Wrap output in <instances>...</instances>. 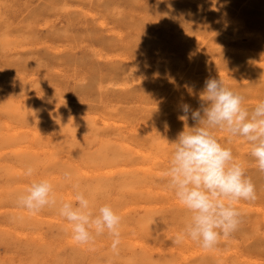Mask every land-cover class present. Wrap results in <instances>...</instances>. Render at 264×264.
<instances>
[{"label":"rangeland","instance_id":"rangeland-1","mask_svg":"<svg viewBox=\"0 0 264 264\" xmlns=\"http://www.w3.org/2000/svg\"><path fill=\"white\" fill-rule=\"evenodd\" d=\"M240 24L241 29L237 27ZM6 44L10 46L7 47ZM1 46L7 49L1 50L4 49ZM0 48V57H4L0 58V85H4L0 88V206H3L0 207V264H32L28 261L31 258L35 260V264H39L43 257L51 261L43 259L41 264H166L167 260H171V264L180 261L198 264H264V173L257 170L255 160L250 155V145L243 138H234L231 144H227V134L217 132L220 142L232 149L235 158L243 164L247 175L251 177L256 188V199L238 203L237 207L243 214L239 229L229 238L221 239L214 249H203L187 239L179 245L174 242L186 214L162 178L171 151L169 142L174 141L184 127L183 122L178 119V116L183 114L179 105L188 103L193 109L198 108L199 92L203 89L206 79H223L232 90L244 95L243 107L249 111L257 102L264 100V0H0ZM98 50L101 53H98ZM125 57H128L127 61ZM31 60L35 61L33 63L36 66ZM39 60L40 63L37 62ZM48 83L53 85L49 86ZM103 90L110 93L104 91V96ZM45 96L53 97L54 101ZM118 97L122 98L121 101ZM105 98L109 101H105ZM118 102L121 103L118 105ZM110 103L114 106H110ZM44 108L49 112L46 113ZM62 110L66 112L63 113ZM60 113L64 115L61 117ZM125 113L127 116L132 115L131 118L134 119H127ZM103 114L108 118L102 116ZM89 116L97 117L93 119ZM122 116H125L124 119ZM103 121L111 129L106 128ZM188 123L192 126L194 122L189 119ZM8 124H11V129L14 126L13 130L19 129L15 126L20 125L26 132L19 133L18 137L13 135L15 138L12 139L7 130ZM39 126L43 128V132ZM54 126L55 134L52 132ZM27 129L36 133V138ZM44 130L50 133L47 134ZM118 131H121L119 135ZM39 135H47V138H40ZM28 140L34 142L36 147ZM40 144L44 146L40 147ZM50 144L54 146L53 149ZM26 145L28 148L31 146L29 152L24 148ZM118 146L121 150L124 148L123 151L118 149ZM43 149L46 150L43 152ZM126 149L130 150L131 154ZM20 165L24 168L20 169ZM29 165L38 169L35 171L38 172L35 177L30 178L48 179L54 190L57 189L55 192H58V199L61 195L64 201L74 202L73 185H79L87 190L93 203L95 200L96 207L104 203L111 204L114 211L122 217L118 254L112 252V240L107 234H104L106 239L103 235L99 236V239L96 237L91 245L75 244L70 226L65 225L67 221L59 215L57 207H45L42 209L44 212L36 213V218L35 214L29 213L23 207L20 211L17 198L26 189L25 184L28 186L31 182L29 177L26 178V170L24 171ZM78 168L82 169L83 174L79 173ZM107 170L110 173L107 174ZM65 172L71 174L70 179H65ZM12 181L15 182L10 183ZM8 189L11 190L7 191ZM10 207L12 210L16 208L14 212ZM21 212H24L26 217L23 222L18 221ZM154 217L159 220H155L157 223L152 225L153 228L155 225L153 229L150 221ZM50 219L55 221L50 222ZM59 220L64 224H59ZM56 221H59L57 226L54 223ZM3 223L7 224V229L3 228ZM156 227L164 230L163 233ZM34 228H38L39 233H35L37 231ZM17 232H20L23 238L15 236ZM50 235L53 238H50ZM56 237H59V240ZM68 238L70 241L67 242ZM136 241L139 242L138 246L135 245ZM143 243L148 248L144 247ZM49 245L53 247L50 248ZM158 247L164 250H159ZM28 249L36 250V254L33 256L29 252L27 258ZM147 249L149 250L146 251ZM198 250L203 252L196 256ZM150 251L151 253L147 254ZM158 251L159 256L154 253L158 254ZM11 253L13 257H10ZM164 255H168V258ZM17 256L19 258L15 259ZM38 257L41 259L38 260ZM102 259L104 263L101 262Z\"/></svg>","mask_w":264,"mask_h":264},{"label":"clouds","instance_id":"clouds-1","mask_svg":"<svg viewBox=\"0 0 264 264\" xmlns=\"http://www.w3.org/2000/svg\"><path fill=\"white\" fill-rule=\"evenodd\" d=\"M244 95L234 91L221 78H208L199 92V107L179 105L183 130L169 142L162 178L167 189L182 206L186 216L175 237L177 245L186 239L203 249L216 247L229 238L242 223L240 201H254L256 188L230 147L222 144L217 132L227 134L226 143L243 138L250 145L256 168L264 173V100L249 111L243 107ZM189 119L194 123L189 126ZM35 168L26 167L33 177ZM70 179L69 172L64 173ZM72 201L58 199L53 184L46 178L32 179L17 198L18 205L36 214L45 207H57L70 226L72 239L89 245L96 237L107 234L111 250L118 254L121 243L122 217L109 204L96 207L86 189L73 185ZM155 223L153 218L151 225Z\"/></svg>","mask_w":264,"mask_h":264},{"label":"bare ground","instance_id":"bare-ground-1","mask_svg":"<svg viewBox=\"0 0 264 264\" xmlns=\"http://www.w3.org/2000/svg\"><path fill=\"white\" fill-rule=\"evenodd\" d=\"M70 11H71V10H70ZM70 11H69V12H70ZM143 16H144V15H143ZM87 18H88V17H87ZM26 20H27V19H26ZM236 20H237V19H236ZM68 21H69V20H68ZM73 24H74V23H73ZM237 24H238V23H237ZM101 25H102V24H101ZM235 25H236V24H235ZM235 25H234V26H235ZM122 26H123V25H122ZM241 26H242V25L240 24V25L237 26V27L240 28ZM70 27H73V26H70ZM42 28H43V27H42ZM241 28H242V27H241ZM241 28H240V29H241ZM129 31H130V30H129ZM131 32H132V31H131ZM129 33H130V32H129ZM67 34H68V33H67ZM70 34H71V33H70ZM117 34H118V33H117ZM117 34H116V35H117ZM119 34H121V33H119ZM14 35H15V34H14ZM64 36H65V35H64ZM127 36H128V35H127ZM123 37H124V36H123ZM132 37H133V36H132ZM234 37H236V36H234ZM21 38H23V37H21ZM39 38H40V41H41V37H40V36H39ZM127 38H128V37H127ZM2 39H3V38H2ZM12 39H13V38H12ZM94 39H95V38H94ZM124 39H125V38H124ZM15 40H16V37H15ZM20 40H21V39H20ZM24 40H25V39H24ZM24 40H23V42H24ZM86 40H87V39H86ZM114 40H115V39H114ZM139 40H140V38H139ZM81 41H82V40H81ZM127 41H128V40H127ZM137 41H138V40H137ZM2 42H3V41H2ZM14 42H16V41H14ZM88 42H89V41H88ZM125 42H126V41H125ZM16 43H17V42H16ZM16 43H14V45H15ZM91 43H92V42H91ZM114 43H115V42H114ZM20 44H21V43H20ZM20 44H19V45H20ZM27 44H28V43H27ZM29 44H30V43H29ZM67 44H69V43H67ZM2 45H3V44H2ZM7 45L10 46L9 44H6V46H7ZM92 45H93V44H92ZM129 45H130V44H129ZM8 46H7V47H8ZM27 46H28V45H27ZM46 46H47V45H46ZM49 46H50V45H49ZM58 46H59V45H58ZM111 46H112V45L110 44V47H111ZM113 46H114V45H113ZM1 47L4 48L3 46H1ZM7 47H5V48L7 49ZM31 47H32V46H31ZM31 47H30V48H31ZM41 47H42V46H41ZM47 47H48V46H47ZM80 47H81V46H80ZM110 47H109V48H110ZM121 47H123V46H121ZM5 48H4V49H1V48H0V49L4 51ZM32 48H33V47H32ZM112 48H113V47H112ZM125 48H126V47H125ZM20 49H22V48H20ZM54 49H55V48H54ZM132 49H133V48H132ZM224 49H225V48H224ZM224 49H223V50H224ZM13 50H15V49H13ZM30 50H31V49H30ZM49 50H50V49H49ZM62 50H63V48H62ZM122 50H123V49H122ZM125 50H126V49H125ZM125 50H124V51H125ZM51 51H52V50H51ZM53 51H55V50H53ZM98 51H99V50H98ZM32 52H33V51H32ZM111 52H112V51H111ZM127 52H129V51H126V53H127ZM18 53H19V52H18ZM67 53H68V52H67ZM95 53H96V51H95ZM98 53H101V52L99 51ZM118 53H119V52H118ZM132 53H133V52H132ZM4 54H5V53H4ZM121 54H123V51H121ZM14 55H16V54L14 53ZM23 55H24V54H23ZM67 55H68V54H67ZM89 55H90V54H89ZM123 55H124V54H123ZM126 55H127V54H126ZM16 56H17V55H16ZM20 56H21V55H20ZM98 56H99V55H98ZM115 56H116V55H115ZM2 57H3V56H1L0 58H2ZM8 57H9V56H8ZM8 57H7V58H8ZM11 57H12V56H11ZM11 57H10V58H11ZM69 57H70V56H69ZM90 57H91V56H90ZM99 57H101V56H99ZM111 57H113V56H111ZM116 57H117V56H116ZM116 57H115V58H116ZM131 57H132V54H131ZM3 58H4V57H3ZM101 58H102V57H101ZM125 58H126L125 61H127V58H128V57H125ZM125 58H123V59H125ZM135 58H136V57H135ZM18 59H19V58H18ZM22 59H23V56H22ZM25 59H26V58H24V60H25ZM44 59H45V58H44ZM68 59H69V58H68ZM83 59H84V58H83ZM90 59H91V58H90ZM120 59H121V58H120ZM260 59H261V58H260ZM24 60L22 61V63L24 62ZM26 60H27V59H26ZM87 60H88V59H87ZM111 60H112V59H111ZM135 60H136V59H135ZM168 60H169V59H168ZM31 61H32V60H31ZM42 61H43V60H42ZM64 61H65V60H64ZM169 61H170V60H169ZM25 62H26V61H25ZM33 62H35V61H32V63H33ZM37 62L40 63V60L37 61ZM108 62H109V61H108ZM115 62H116V61H115ZM123 62H124V60H123ZM166 62H167V61H166ZM43 63H44V62H43ZM50 63H51V62H50ZM86 63H89V62H86ZM86 63H85V65H86ZM125 63H126V62H125ZM128 63H129V61H128ZM134 63H135V62H134ZM182 63H183V62H182ZM33 64H34V63H33ZM27 65H28V61H27ZM29 65H31V63H30ZM34 65H35V64H34ZM34 65H33V66H34ZM63 65H65V64H63ZM35 66H36V65H35ZM71 66H73V65H71ZM75 66H77V65H75ZM134 66H135V65H134ZM177 66H178V65H177ZM2 67H3V66H2ZM14 67H15V66H14ZM24 67H25V66H24ZM82 67H83V65H82ZM82 67H81V68H82ZM129 67H130V66H129ZM131 67H132V66H131ZM131 67H130V68H131ZM20 68H21V67H20ZM127 68H128V67H127ZM178 68H179V67H178ZM6 69H7V68H6ZM39 69H40V68H39ZM66 69H67V68H66ZM68 69H69V68H68ZM133 70H134V69H133ZM173 70H174V69H173ZM176 70H177V68H176ZM40 71H43V72H44L45 70H40ZM92 71H93V69H92ZM92 71H91V72H92ZM101 71H102V70H101ZM129 71H130V69H129ZM129 71H128V72H129ZM131 71H132V70H131ZM131 71H130V72H131ZM31 72H32V71H31ZM107 72H108V71H107ZM138 72H139V71H138ZM15 73H16V72H15ZM28 73H30V72H28ZM33 73H34V72H33ZM36 73H37V72H36ZM77 73H78V72H77ZM79 73H80V72H79ZM174 73H175V72H174ZM45 74H47V73H45ZM50 74H51V73H50ZM94 74H95V73H94ZM97 74H98V73H97ZM103 74H104V73H103ZM168 74H169V72H168ZM14 75H15V74H14ZM30 75H32V74H30ZM40 75H41V74H40ZM47 75H48V74H47ZM111 75H112V74H111ZM127 75H128V74H127ZM132 75L134 76V74H132ZM166 75H167V74H166ZM175 75H176V74H175ZM2 76H3V75H2ZM33 76H34V75H33ZM42 76H43V75H42ZM79 76H80V75H79ZM115 76H116V75H115ZM122 76L126 77L125 74H124V75L122 74ZM122 76H121V77H122ZM181 76H182V75H181ZM12 77H13V76H12ZM48 77H49V76H48ZM99 77H100V76H99ZM102 77H103V76H102ZM129 77H130V76H129ZM2 78L4 79V77H2ZM5 78H6V77H5ZM14 78H15V77H13L12 79L14 80ZM33 78H35V76H34ZM43 78H44V77H43ZM45 78H47V77H45ZM110 78H111V77H110ZM117 78H118V77H117ZM130 78H132V77H130ZM40 79H41V77H40ZM63 79H64V78H63ZM121 79H122V78H121ZM121 79H120V80H121ZM177 79H178V78H177ZM19 80H20V79H19ZM29 80H30V78L28 79V81H29ZM31 80H32V79H31ZM35 80H36V79H35ZM35 80H34V83H35ZM42 80H43V79H42ZM61 80H62V78H61ZM108 80H109V79H108ZM111 80H112V79H111ZM113 80H115V79H113ZM113 80H112V81H113ZM123 80H124V79H123ZM123 80H122V82H123ZM128 80H129V79H128ZM132 80H133V79H132ZM135 80L137 81L136 78H135ZM14 81H15V80H14ZM40 81H41V80H40ZM43 81H44V80H43ZM45 81H46V79H45ZM45 81H44V82H45ZM47 81H48V80H47ZM62 81H63V80H62ZM64 81H65V80H64ZM72 81H73V80H72ZM98 81H99V80H98ZM112 81H111V82H112ZM117 81H119V80H117ZM175 81H176V80H175ZM107 82H108V81H107ZM111 82H110V83H111ZM7 83H8V82H6V84H7ZM21 83H25V82H24V81H23V82L21 81ZM32 83H33V82H32ZM115 83H116V82H115ZM117 83H118V82H117ZM119 83H121V82H119ZM8 84H9V83H8ZM8 84H7V85H8ZM48 84H49V83H48ZM50 84L53 85L52 83H50ZM50 84H49V86H50ZM74 84H75V83H74ZM131 84H132V83H131ZM236 84H237V83H236ZM2 85H3V84H2ZM2 85H0V88H1ZM7 85H6V86H7ZM28 85H29V84H28ZM31 85H32V84H31ZM31 85H30V86H31ZM42 85H43V84H42ZM122 85H123V84H122ZM3 86H4V85H3ZM3 86H2V87H3ZM8 86H9V85H8ZM20 86H21V85H20ZM22 86H23V85H22ZM66 86H67V85H66ZM95 86H97V85H95ZM108 86H109V85H108ZM120 86H121V85H120ZM128 86H129V85H128ZM35 87H36V86H35ZM62 87L65 89V87H64L63 85H62ZM67 87H68V86H67ZM99 87H100V86H98V88H99ZM122 87H123V86H122ZM122 87H120V88H122ZM125 87H127V86H125ZM7 88H8V87H7ZM24 88H25V86H24ZM32 88H33V87H32ZM47 88H48V87H47ZM102 88H104V87H102ZM107 88H108V87H107ZM118 88H119V87H118ZM53 89H54V87H53ZM58 89H59V88H58ZM58 89H57V90H58ZM60 89H61V88H60ZM69 89H70V88H69ZM99 89H100V88H99ZM111 89H112V88H111ZM122 89H123V88H122ZM24 90H25V89H24ZM36 90H37V89H36ZM39 90H40V89H39ZM54 90H55V89H54ZM66 90H67V89H66ZM106 90H107V89H106ZM106 90H103V92L106 91ZM27 91H28V90H27ZM59 91H60V90H59ZM108 91H109V90H108ZM8 92H9V91H8ZM25 92H26V91H25ZM61 92H63V91H61ZM64 92H65V91H64ZM64 92H63V93H64ZM98 92H99V91H98ZM106 92H107V91H106ZM21 93H22V92H21ZM26 93H28V92H26ZM31 93H32V92H31ZM33 93H34V92H33ZM33 93H32V94H33ZM42 93H43V92H42ZM78 93H80V92H78ZM100 93H101V91H100ZM107 93H108V92H107ZM109 93H110V92H109ZM109 93H108V94H109ZM123 93H124V92H123ZM126 93H128V92H126ZM6 94H8V93H6ZM11 94H12V93H11ZM23 94H24V93H23ZM52 94H53V93H52ZM85 94H86V93H85ZM104 94H105V92H104ZM108 94H107V95H108ZM8 95H9V94H8ZM28 95H29V94H28ZM34 95L36 96V94H34ZM45 95H48V94H45ZM65 95H67V93H65ZM83 95H84V94H83ZM83 95H82V96H83ZM87 95H88V94H87ZM118 95H120V94H118ZM122 95L124 96V94H122ZM126 95H127V94H126ZM11 96H12V95H11ZM14 96H15V95H14ZM17 96H18V95H17ZM17 96H16V97H17ZM19 96H20V95H19ZM26 96H27V95H26ZM84 96H85V95H84ZM104 96H106V94H105ZM108 96H109V97H112V95H111V96L108 95ZM108 96H107V97H108ZM113 96H114V95H113ZM20 97H21V96H20ZM37 97H38V96H37ZM43 97H44V96H43ZM45 97H46V98H49L50 96H49V97H48V96H45ZM102 97H103V94H102ZM109 97H108V98H109ZM120 97H121V96H120ZM38 98H39V97H38ZM52 98H53V97H51V98H49V99H52ZM61 98H62V97H61ZM100 98H101V97H100ZM114 98H116V97H114ZM118 98H119V97H118ZM41 99H42V97H41ZM55 99H56V98H55ZM58 99H59V98H58ZM97 99H98V98H97ZM102 99H103V98H102ZM102 99H100V100H102ZM119 99H120V101H121L122 98H119ZM23 100H24V97H23L22 101H23ZM52 100H53V99H52ZM52 100H50V101H52ZM83 100H85V99H83ZM106 100H107V99L105 98V101H106ZM110 100H111V99H110ZM125 100H126V99H125ZM53 101H54V100H53ZM56 101H57V100H56ZM98 101H99V100H98ZM107 101H109V100H107ZM123 101H124V99H123ZM20 102H21V101H20ZM38 102H39V100H38ZM93 102H94V101H93ZM96 102H97V101H96ZM103 102H104V101H103ZM114 102H115V101H114ZM8 103H9V102H8ZM18 103H19V101H18ZM43 103H44V102H42L41 105H43ZM52 103H53V102H52ZM58 103H59V102H58ZM97 103H98V102H97ZM112 103H113V102H112ZM120 103H121V102H118L117 104L119 105ZM3 104H4V103H3ZM21 104H22V103H21ZM28 104H29V103H28ZM47 104H48V103H47ZM55 104H57V103H55ZM113 104H114V103H113ZM113 104H112V105H113ZM11 105H12V104H11ZM49 105H50V104H49ZM49 105H48V108H49ZM99 105H100V104H99ZM102 105H104V104H102ZM102 105H101V107H102ZM112 105H111V103H110V106H112ZM115 105H116V104H115ZM21 106H22V105H21ZM24 106H25V105H24ZM52 106H55V105L52 104ZM58 106H59V107H62V106H60V105H58ZM58 106H57V109L59 108ZM113 106H114V105H113ZM15 107H16V106H15ZM15 107H14V108H15ZM18 107H19V106H18ZM38 107H39V106H38ZM105 107H106L105 109H107V106H105ZM116 107H119V106H116ZM121 107H122V106H121ZM23 108H24V107H23ZM41 108H43V107H41ZM41 108H40V109H41ZM48 108H47V109H48ZM55 108H56V106H55ZM64 108H65V107H64ZM109 108H110V107H109ZM109 108H108V109H109ZM111 108H112V109H115L114 107H111ZM12 109H13V108H12ZM33 109H34V108H33ZM44 109L46 110V108H44ZM60 109H61V108H60ZM102 109L104 110V108H102ZM117 109H118V108H117ZM7 110H8V109H7ZM13 110H14V109H13ZM15 110H16V109H15ZM34 110H35V109H34ZM49 110H50V109H49ZM58 110H59V109H58ZM58 110H57V111H58ZM93 110H94V109H93ZM99 110H101V108H99ZM99 110H98V111H99ZM118 110H119V109H118ZM120 110H121V109H120ZM16 111H17V110H16ZM32 111H33V110H32ZM37 111H38V109H37ZM43 111H44V110H43ZM43 111H42V112L39 111V112H40V113H43ZM47 111H48V110H46V113H47ZM50 111H51V110H50ZM55 111H56V109H55ZM55 111H54V112H55ZM60 111H61V110H60ZM62 111H63V110H62ZM64 111H65V110H64ZM64 111H63V113H64ZM126 111H127V110H126ZM129 111H130V110H129ZM13 112H14V111H13ZM20 112H21V111H20ZM23 112H24V111H23ZM33 112H35V111H33ZM48 112H49V111H48ZM65 112H66V111H65ZM93 112H94V111H93ZM96 112H97V111H96ZM103 112H104V111H103ZM17 113L20 114L19 112H17ZM26 113H27V112H26ZM90 113H92V112L90 111ZM104 113H105V112H104ZM38 114H39V113H38ZM100 114H101V112H100ZM126 114H127V113H125V115H126ZM1 115H2V114H1ZM21 115H22V114H21ZM44 115H45V114H44ZM60 115H61V113H60ZM63 115H64V114H62L61 117H62ZM66 115H67V113H66ZM104 115H105V114H103L102 116H104ZM39 116H40V114H39ZM41 116H42V115H41ZM68 116H69V115H68ZM76 116H77V115H76ZM102 116H101V117H102ZM105 116H106V115H105ZM126 116H127V115H126ZM128 116H129L130 118H129ZM128 116H127V119H134V118H131L132 115L130 116V115L128 114ZM133 116H135V115H133ZM7 117H8V116H7ZM64 117H65V116H64ZM89 117L93 118V117H97V116H93V117H92V116H89ZM101 117H100V118H101ZM106 117H107V116H106ZM113 117L116 118V116H112V118H113ZM122 117H123V116H122ZM124 117H125V116H124ZM124 117H123V119H124ZM67 118H68V117H67ZM70 118H71V116L69 117V119H70ZM73 118H75V117H72V119H73ZM102 118H103V117H102ZM107 118H108V117H107ZM115 118H114V119H115ZM79 119H80V118H79ZM79 119H78V120H79ZM93 119H95V118H93ZM103 119H105V118H103ZM78 120H77V121H78ZM105 121H106V120H105ZM110 121H111V120H110ZM116 121H118V120H116ZM125 121H129V120H125ZM39 122H40V121H39ZM90 122H91V121H90ZM93 122H94V121H93ZM96 122H97V121H95V123H96ZM114 122H115V121H114ZM114 122H112V123L114 124ZM130 122H132V121L130 120ZM130 122H129V124H131ZM100 123H102V122H100ZM104 123H105V122L103 121V124H104ZM108 123H109V122H108ZM110 123H111V122H110ZM122 123H124V122H122ZM132 123H133V122H132ZM2 124H3V123H2ZM16 124H17V123H16ZM23 124H26V123H23ZM37 124H38V122H37ZM91 124H92V123H91ZM115 124H116V123H115ZM4 125H5V123H4ZM6 125H7V124H6ZM6 125H5V126H6ZM39 125H42V124H39ZM104 125H105V124H104ZM10 126H11V124H10ZM10 126H9V124H8V126H7V130L9 131V134L11 133V138H12V137L15 138L13 135H15L16 137H18V134H19V133H20V134H21V132L24 133V131L26 130V129L24 130L23 127L20 128V127H19L20 125H19V126H15V128H16V127L19 128V129H17V130H13V129H14V126H12L13 129H11ZM24 126H25V125H24ZM42 126H44V125H42ZM56 126H57V124H56ZM56 126H54V131H52V132H54L53 134H55V127H56ZM105 126H106V125H105ZM114 126H115V125H114ZM116 126H118V125H116ZM128 126H129V125H128ZM37 127H38V126H37ZM39 127H40V126H39ZM110 127H111V126H110ZM124 127H125V125H124ZM27 128H28V127H27ZM34 128H35V127H34ZM40 128H41V127H40ZM44 128H45V127H44ZM106 128H109V127L106 126ZM113 128L117 129L116 127H113ZM118 128H119V127H118ZM120 128H121V127H120ZM125 128H126V127H125ZM10 129H11V130H10ZM42 129H43V128H41L40 130L42 131ZM109 129H111V128H109ZM115 129H113V130H115ZM122 129H123V128H122ZM122 129H121V130H122ZM40 130H38V131L41 132ZM47 130H48V129H47ZM57 130H58V129H57ZM119 130H120V129H119ZM123 130H124V129H123ZM27 131L31 132L30 129H27ZM34 131H37V130L34 129ZM61 131H62V130H61ZM61 131H60V132H61ZM25 132H26V131H25ZM39 132H38V133H39ZM42 132H43V131H42ZM42 132H41V133H42ZM44 132H47V131L44 130ZM48 132L50 133V131H48ZM48 132H47V134H48ZM57 132L59 133V130H58ZM63 132L65 133V131H63ZM63 132H62V133H63ZM119 132H121V131H118V135H119ZM122 132H123V131H122ZM125 132H126V130H125ZM133 132H134V131H133ZM38 133H37V134H38ZM41 133H40V134H41ZM115 133H116V132H115ZM5 134H6V133H5ZM31 134H32V136H34L36 133H34V132L32 133V132H31ZM51 134H52V133H51ZM113 135H114V133H113ZM116 135H117V134H116ZM123 135H124V134H123ZM26 136H27V135H26ZM29 136H30V135H29ZM35 136H36V135H35ZM35 136H34V137H35ZM39 136H40V135H39ZM46 136H47V135H46ZM46 136L43 137V135H42V136H40V138L42 137V138L44 139ZM55 136H56V135H55ZM217 136H218V135H217ZM52 137H53V136H52ZM114 137H115V136H114ZM123 137H124V136H123ZM13 138H12V139H13ZM27 138H28V136H27ZM32 138H33V137H32ZM35 138H36V137H35ZM46 138H47V137H46ZM55 138H56V137H55ZM29 139H31V138H29ZM33 139H34V138H33ZM43 139H42V140H43ZM48 139H50V137H49ZM118 139H119V138H118ZM120 139H122L121 136H120ZM31 140H32V139H31ZM31 140H28V141L31 142ZM114 140H115V139H114ZM81 141H82V140H81ZM108 141H110V139H109ZM24 143H25V142H24ZM24 143H23V144H24ZM27 143H28V142H27ZM31 143H32V142H31ZM33 143H34V142H33ZM33 143H32V145H34ZM121 143H122V142H121ZM115 144H116V143H115ZM129 144H131V143H129ZM17 145L20 147L19 144H17ZM42 145H43V144H40L39 146L41 147ZM50 145H51V144H50ZM50 145H49V147H50ZM105 145H106V144H105ZM34 146H35V145H34ZM43 146H44V145H43ZM123 146L125 147V145H123ZM22 147H23V146H22ZM22 147H21V148H22ZM26 147H27V148H26ZM30 147H31V146H29V148H28V146L26 145L24 148L27 149V151L29 152ZM35 147H36V146H35ZM40 147H39V148H40ZM52 147H54V146L51 145V148H52ZM55 147H56V146H55ZM129 147H130V146H129ZM16 148H17V147H16ZM45 148H46V147H45ZM65 148H66V147H65ZM127 148H128V147H127ZM17 149L21 150L20 148H17ZM17 149H16V151H17ZM31 149H32V148H31ZM35 149H36V148H35ZM35 149H34V150H35ZM52 149H53V148H52ZM58 149H59V148H58ZM58 149H56V150L58 151ZM66 149H67V148H66ZM118 149H120L119 146H118ZM123 149H124V148H122V150H121V149H120V150L123 151ZM13 150H15V149H13ZM13 150H12V151H13ZM22 150H23V149H22ZM44 150H46V149H43V152H44ZM59 150H60V149H59ZM126 150L128 151V149H126ZM126 150H124V151L126 152ZM27 151H26V152H27ZM35 151H36V150H35ZM39 151H40V150H39ZM47 151H48V149H47ZM47 151H46V152H47ZM54 151H55V150H54ZM129 151H130V150H129ZM129 151H128V153H129ZM135 151L138 152V150H136V149H135ZM7 152H8V151H7ZM24 152H25V151H24ZM30 152H31V150H30ZM37 152H38V150H37ZM37 152H36V153H37ZM50 152H51V151H50ZM58 152H59V151H58ZM61 152H62V151H61ZM63 152H64V151H63ZM103 152H104V151H103ZM140 152H141V151H140ZM36 153H35V154H36ZM60 154H61V153H60ZM60 154H59V155H60ZM129 154H131V153H129ZM55 155H57V153H55ZM142 155H143V154H142ZM146 155H147V154H146ZM37 156H38V155H37ZM41 156L43 157V155H41ZM41 156H40V157H41ZM130 156H131V155H130ZM130 156H129V157H130ZM104 157H105V155H104ZM143 157H144V156H143ZM71 158H72V157H71ZM117 158H118V157H117ZM67 159H68V158H67ZM155 159H156V158H155ZM158 159H160V158H158ZM38 160H39V159H38ZM41 160H42V159H41ZM41 160H40V161H41ZM69 160H70V159H69ZM106 160H107V158H106ZM122 160H123V159H122ZM160 160H161V159H160ZM44 161H45V163H46V160H44ZM153 161H154V160H153ZM41 162H42V161H41ZM47 162H48V161H47ZM69 162H71V160H70ZM116 162H117V161H116ZM116 162H115V163H116ZM5 163H6V162H5ZM36 163H37V160H36ZM64 163H65V162H64ZM10 164H11V162H10ZM17 164H18V163H16V165H17ZM119 164H120V162H119ZM122 164H123V163H122ZM2 165H3V164H2ZM14 165H15V163H14ZM44 165H45V164H44ZM115 165H116V164H115ZM123 165H124V164H123ZM9 166L12 167V165H9ZM21 167H22V165H20V169H23V168H24V167H23V168H21ZM40 167H41V166H40ZM40 167H39V168H40ZM124 167H125V166H124ZM128 167H129V166H128ZM12 168H14V167H12ZM42 168H43V165H42ZM42 168H40V169H42ZM15 169H16V168H15ZM120 169L123 170L122 168H120ZM135 169H136V168H135ZM141 169H143V168H141ZM147 169H148V168H147ZM10 170H11V169H10ZM16 170L20 171L19 169H16ZM25 170H26V169H24V171H25ZM35 170H38V169H35ZM80 170H81V172H80ZM124 170H126V169H124ZM149 170H150V169H149ZM149 170H148V171H149ZM40 171H42V170H40ZM78 171H79V173L83 174V173H82V169H79V168H78ZM113 171H115V170H113ZM126 171H127V170H126ZM128 171H129V170H128ZM10 172H12V171H10ZM16 172H17V171H16ZM44 172H46V171H44ZM56 172H57V171H56ZM83 172H84V170H83ZM143 172H144V171H143ZM146 172H147V170H146ZM23 173H24V172L22 171L21 174H23ZM36 173H38V172H36ZM36 173H35V174H36ZM46 173H47V172H46ZM50 173H51V172H50ZM53 173H54V172H53ZM94 173H95V172H94ZM94 173H93V174H94ZM98 173H99V172H97V174H98ZM106 173H107V174L110 173L109 170H107ZM159 173H160V172H159ZM159 173H158V174H159ZM35 174H34V175H35ZM39 174H40V173H39ZM56 174H58V173H56ZM56 174H55V175H56ZM86 174H88V173H86ZM123 174H124V173H123ZM40 175H41V174H40ZM45 175H46V174H45ZM45 175H44V176H45ZM50 175H51V174H50ZM53 175H54V174H53ZM94 175H95V174H94ZM117 175H118V174H117ZM41 176H42V175H41ZM47 176H49V174H48ZM87 176H88V175H87ZM89 176H90V175H89ZM33 177H35V176H33ZM118 177H120V176H118ZM121 177H122V176H121ZM123 177H124V176H123ZM128 177H129V176H128ZM26 178H28V176H27ZM31 178H32V177H31ZM31 178L29 177V180H30ZM36 178H37V177H36ZM39 178H40V177H39ZM44 178H45V177H44ZM132 178H133V177H132ZM139 178H140V177H139ZM139 178H137V179H139ZM34 179H35V178H34ZM55 179H56V177H55L53 180H55ZM116 179H117V178H116ZM127 179H128V178H127ZM127 179H126V180H127ZM140 179H142V178H140ZM21 180H22V179H21ZM27 180H28V179H27ZM27 180H26V181H27ZM29 180H28V181H29ZM31 180H32V179H31ZM31 180H30V181H31ZM134 180H135V178H134ZM22 181H23V180H22ZM28 181H27V182H28ZM93 181H94V180H93ZM97 181H98V180H97ZM118 181H120V179H119ZM123 181H124V180H123ZM129 181H130V180H129ZM135 181H136V180H135ZM140 181H141V180H140ZM8 182H9V181H8ZM14 182H15V181H12V182H10V183H14ZM23 182H24V181H23ZM124 182H125V181H124ZM85 183H86V182H85ZM98 183H99V182H98ZM111 183H112V182H111ZM111 183H110V184H111ZM117 183H119V182H117ZM121 183H122V182H121ZM6 184H7V186H8V183H6ZM20 184H21V183H20ZM73 184H74V182H73ZM83 184H84V183H83ZM93 184H94V183H93ZM125 184H126V182H125ZM4 185H5V183H4ZM9 185H10V184H9ZM84 185H85V184H84ZM84 185H82V187H83ZM95 185H96V184H95ZM98 185H99V184H98ZM127 185H129V184H127ZM132 185H134V184H132ZM10 186H11V185H10ZM12 186H13V185H12ZM16 186H17V184H16ZM16 186H15V187H16ZM23 186H24V185H23ZM88 186H89V185H88ZM90 186H92V185H90ZM118 186H119V184H118ZM5 187H6V186H4V188H5ZM24 187H27L26 184H25ZM123 187H124V186H123ZM6 188H7V187H6ZM6 188H5V189H6ZM9 188H10V187H9ZM20 188H21V187H20ZM112 188H113V187H112ZM127 188H128V187H127ZM24 189H25V188H24ZM81 189H82V188H81ZM109 189H110V188H109ZM0 190L2 191V189H0ZM10 190H11V189H10ZM10 190L8 189L7 191H10ZM55 190H57V189H55ZM23 191H24V190H23ZM102 192H103V191H102ZM57 193H58V192H57ZM57 193H56V194H57ZM156 193H157V192H156ZM0 194H1V193H0ZM162 194H163V193H162ZM58 195H59V194H58ZM167 195H168V194H167ZM3 196H4V195H3ZM89 196H90V195H89ZM59 197L61 198V195H59ZM176 201H177V200H176ZM94 203H95V200H94ZM104 204H105V203H104ZM100 205H101V204H100ZM12 206H13V205H12ZM110 206H111V204H110ZM0 207L3 208V206H0ZM5 207H6V206H5ZM8 207H9V206H8ZM8 207H7V208H8ZM15 207H16V206H15ZM15 207L13 208V210L16 209V208H17V209H20V207H18V206H17L16 208H15ZM165 207H166V206H165ZM10 208H11V207H10ZM10 208H9V209H10ZM112 208H113V207H112ZM2 210H3V209H2ZM4 210L6 211V209H4ZM13 210H12V208H11V211H13ZM261 210H262V209H261ZM11 211H10V212H11ZM17 211H18V210H17ZM20 211H22V207H21V210H20ZM41 211H43V210H41ZM157 211H158V210H157ZM157 211H155V212H157ZM13 212H14V211H13ZM15 212H16V211H15ZM43 212H44V211H43ZM45 212H48V211H45ZM57 212H58V211H57ZM147 212H148V211H147ZM150 212H151V211H150ZM155 212H154V213H155ZM3 213H4V212H3ZM17 213H18V212H17ZM23 213H24V212H23ZM23 213H22V212L19 213V216H18V217H19V218H18L19 220H18V221H20V222H23V221L25 220V218H26V217H25V213H24V214H23ZM29 213H30V212H29ZM125 213H126V212H125ZM154 213H153V214H154ZM157 213H158V212H157ZM159 213H160V212H159ZM155 214H156V213H155ZM36 215H38V214H35V218L37 217ZM158 215H159V214H158ZM1 216H2V215H1ZM40 216H41V215H40ZM160 216H161V215H159V217H160ZM24 217H25V218H24ZM162 217H163V216H162ZM148 218H149V217H148ZM154 218H155V217H154ZM156 218H157V217H156ZM156 218H155V220H159V218H157V219H156ZM43 219H44V218H43ZM48 219H49V218H48ZM152 219H153V218H152ZM39 220H42V219H39ZM53 220H54V219H52V220L50 219V222H52ZM148 220L150 221V219H148ZM148 220H147V222H149ZM0 221H1V220H0ZM45 221H46V223H47V220H45ZM48 221H49V220H48ZM54 221H55V220H54ZM59 221L61 222V223H59V224H61V225L64 224V223H62L61 220H59ZM59 221L54 222L55 225H56V223L59 222ZM65 221H66V220H65ZM3 222H5V221H3ZM40 222H41V221H40ZM132 222H133V221H132ZM150 222H152V221H150ZM155 222H156V221H155ZM161 222H162V221H161ZM168 222H169V221H168ZM0 223H1V222H0ZM9 223H10V222H9ZM9 223H8V224H9ZM11 223H12V222H11ZM133 223H134V222H133ZM156 223H157V222H156ZM162 223H163V222H162ZM166 223H167V222H166ZM3 224H4V223H3ZM5 224H6V223H5ZM5 224H4V227H3V228H5V226L7 225V224H6V225H5ZM13 224H14V223H13ZM47 224H48V223H47ZM47 224H46V225H47ZM150 224H151V223H150ZM163 224H164V223H163ZM170 224H171V223H170ZM61 225H60V226H61ZM65 225H69V224H67V222H66ZM129 225L131 226V224H129ZM132 225H133V224H132ZM134 225H135V224H134ZM158 225H159V224H158ZM0 226H1V225H0ZM8 226H9V225H8ZM18 226H19V225H18ZM42 226H43V225H42ZM56 226H57V225H56ZM160 226H161V225H160ZM64 227H65V226H64ZM128 227H129V226H128ZM135 227H136V226H135ZM137 227H138V226H137ZM162 227H163V226H162ZM166 227H167V226H166ZM39 228H41V227H39ZM47 228H48V225H47ZM67 228H69V226H68ZM123 228H124V227H123ZM125 228H126V227H125ZM151 228H153L152 225H151ZM154 228H155V225H154ZM154 228H153V229H154ZM163 228H164V227H163ZM5 229H7V228H5ZM25 229L29 230L28 228H25ZM30 229H32V228H30ZM34 229H35V228H34ZM126 229H127V228H126ZM136 229H137V228H136ZM156 229H157V227H156ZM159 229H161V228L159 227L157 230L159 231ZM166 229H167V228H166ZM32 230H33V229H32ZM35 230H36V229H35ZM69 230H70V228H69ZM69 230H68V232H69ZM124 230H125V229H123V231H124ZM133 230H134V227H133ZM157 230H156V231H157ZM10 231L12 232V230H10ZM14 231H15V230H14ZM14 231H13V232H14ZM36 231H37V232H35V233H39V232H38V228H37ZM55 231H56V229H55ZM154 231H155V230H154ZM162 231H164V230L161 229L160 232H162ZM11 232H10V233H11ZM41 232H42V231H41ZM51 232H52V231H51ZM70 232H71V231H70ZM160 232H157V233L159 234ZM17 233H18V234L15 235V236H17V237H18V236H21V233H22V235L24 234L23 231H22L21 233H20V232H17ZM27 233H28V232H26V234H27ZM32 233H33V231H32ZM32 233H30V234L32 235ZM42 233H43V232H42ZM157 233H156V234H157ZM162 233H163V232H162ZM166 233H167V231L165 232V234H166ZM14 234H15V232H14ZM19 234H20V235H19ZM26 234H25V235H26ZM44 234H45V233H44ZM66 234H67V233H66ZM68 234H69V233H68ZM68 234H67V235H68ZM132 234H134V233H132ZM27 235H28V234H27ZM39 235H40V234H39ZM61 235H62V234H61ZM64 235H65V234H64ZM67 235H65V236H67ZM175 235H176V234H175ZM50 236H52V235H50ZM103 236L105 237V235H103ZM106 236L108 237V235H106ZM156 236H157V235H156ZM10 237H11V236H10ZM13 237H14V236H13ZM21 237H22V236H21ZM21 237H20V238H21ZM40 237H41V236H40ZM104 237H103V238H104ZM107 237H105V239H106ZM157 237H159V236H157ZM18 238H19V237H18ZM22 238H23V237H22ZM35 238H37V237H35ZM35 238H33V239H35ZM38 238H39V237H38ZM50 238H53V236L50 237ZM56 238H57V237H56ZM58 238H59V237H58ZM58 238H57V239H58ZM61 238H62V237H61ZM97 238H98V237H97ZM101 238H102V237H101ZM160 238H161V237H160ZM162 238H164V237H162ZM2 239H3V238H2ZM9 239H10V238H9ZM12 239H14V238H12ZM24 239H25V238H24ZM24 239H23V240H24ZM31 239H32V238H31ZM41 239H42V238H41ZM98 239H99V238H98ZM98 239H97V240H98ZM28 240H29V239H28ZM35 240H36V239H35ZM42 240H43V239H42ZM49 240H50V239H49ZM49 240H48V241H49ZM58 240H59V239H58ZM71 240H72V239H71ZM40 241H41V240H40ZM40 241H38V242H40ZM51 241H52V240H51ZM56 241H57V240H56ZM66 241H67V242L70 241V238H68ZM154 241H155V240H154ZM42 242H43V241H42ZM144 242H145V241H144ZM148 242H149V241H148ZM152 242H153V241H152ZM155 242H156V241H155ZM157 242H159V240H158ZM45 243H46V242H45ZM71 243H72V242H71ZM134 243H135V242H134ZM134 243H133V245H134ZM138 243H139V242L136 241V244H135V245H137ZM146 243H147V242H146ZM153 243H154V242H153ZM161 243L163 244V241H162ZM46 244H47V243H46ZM48 244H49V243H48ZM72 244H73V243H72ZM75 244H76V242H75ZM141 244H142V243H141ZM141 244L139 245L140 247H142ZM143 244H144V247H147V246H145V243H143ZM62 245H64V244H62ZM73 245H74V244H73ZM77 245H79V244H77ZM89 245H91V244H89ZM135 245H134V246H135ZM147 245H149V243H148ZM153 245H154V244H153ZM164 245H166L165 242H164ZM49 246H50V248L53 247L52 245H49ZM83 246H84V245H83ZM137 246H138V245H137ZM85 247H86V246H85ZM140 247H139V249H140ZM144 247H143V248H144ZM80 248H81V247H80ZM82 248L84 249V247H82ZM92 248H93V247H92ZM92 248H91V249H92ZM108 248H109V247H108ZM147 248H148V247H147ZM158 248H159V250L161 249L160 247H158ZM168 249H169V248H168ZM213 249H214V248H213ZM143 250H144V249H143ZM143 250H141V251H143ZM148 250H149V249H147L146 251H148ZM153 250H154V248H153ZM161 250H164V248H162ZM165 250H166V249H165ZM8 251H9V250H8ZM35 251H36V250H34V249H28V250H27V254L30 252V253H32V255L34 256V255L36 254ZM48 251H49V250H48ZM91 251H92V250H91ZM146 251H145V253H146ZM156 251H157V250H156ZM170 251H171V250H170ZM195 251H196V250H195ZM195 251H193V252H195ZM3 252H5V249H4ZM55 252H56V251H55ZM100 252H101V251H100ZM202 252H203V251H202ZM202 252H201V250H198V252H196V256H197V255H200ZM1 253H2V251H1ZM9 253H10V252H9ZM13 253H14V252H13ZM18 253H19V252H18ZM21 253H22V252H21ZM30 253H29V254H30ZM47 253H48V252H47ZM122 253H123V252H122ZM148 253H151V251H150V252H147V254H148ZM154 253H156V255L159 256V251H158V254H157V252H154ZM160 253H162V252H160ZM209 253H210V252H209ZM3 254H4V253H3ZM5 254H6V252H5ZM7 254H8V253H7ZM16 254H17V252H16L15 254H13V256L16 255ZM22 254H24V253H22ZM29 254L26 255L27 258L29 257ZM44 254H45V253H44ZM55 254H56V253H55ZM123 254H126V253H123ZM194 254H195V253H193V255H194ZM11 255H12V253L10 254V257H13V256H11ZM38 255H40V254H38ZM149 255H150V254H149ZM190 255H191V254H190ZM190 255H189V256H190ZM193 255H191V256H193ZM19 256H21V255H19ZM23 256H24V255H23ZM41 256H42V255H41ZM41 256H40V257H41ZM43 256H44V255H43ZM56 256H57V255H56ZM65 256H66V255H65ZM104 256H105V255H104ZM124 256H126V255H124ZM158 256H156V258H157ZM164 256H165V255H164ZM241 256H242V255H241ZM24 257H25V256H24ZM40 257H38V260H39ZM47 257H48V256H47ZM57 257H58V256H57ZM57 257H56V258H57ZM98 257H99V256H98ZM165 257H166V256H165ZM16 258H19V257L17 256V257H15V259H16ZM27 258H26V259H27ZM53 258H54V256H53ZM102 258H103V257H102ZM122 258H123V257H122ZM151 258H152V255H151ZM158 258H159V257H158ZM166 258H168V255H167ZM172 258H173V257H172ZM6 259H7V258H6ZM12 259H14V258H12ZM20 259H21V258H20ZM26 259H25V260H26ZM40 259H41V258H40ZM43 259H44V257H43ZM43 259H42L41 261H39V262H40L39 264H41L42 261L46 260L47 258L44 259V260H43ZM57 259H58V258H57ZM57 259H56V261H57ZM96 259H97V258H96ZM163 259H164V257H163ZM170 259H171V258H170ZM186 259H188V258H186ZM17 260H19V259H17ZM22 260H23V259H22ZM25 260H24V261H25ZM27 260H28V259H27ZM27 260H26V261H27ZM47 260H48V259H47ZM64 260H65V258H64ZM86 260H88V259H86ZM99 260H100V258L98 259V261H99ZM112 260H113V259H112ZM147 260H148V259H147ZM151 260H152V259H150V261H151ZM178 260H180V259H178ZM5 261H6V260H5ZM12 261H14V260H12ZM19 261H20V260H19ZM28 261H29V262H32V264H35V260H32V258H31V260L29 259ZM33 261H34V263H33ZM48 261H51V260H48ZM56 261H55V263H56ZM103 261H104V260L102 259L101 262H103ZM113 261H114V260H113ZM113 261H112V263H113ZM132 261H133V259H132ZM134 261H135V259H134ZM145 261H146V259H145ZM156 261H157V259H156ZM156 261H155V262H156ZM165 261H166V260H165ZM167 261H168V260H167ZM167 261H166V264H171V263L169 262V261H171V260H169L168 262H167ZM172 261H173V260H172ZM176 261H177V260H176ZM253 261H254V260H253ZM46 262H47V261H46ZM59 262H60V261H59ZM65 262H66V261H65ZM105 262H106V261H105ZM107 262H108V261H107ZM109 262H110V260H109ZM151 262H152V261H151ZM173 262H175V261H173ZM216 262H217V261H216ZM221 262H222V261H221ZM236 262H237V261H236ZM22 263H23V262H22ZM86 263H87V262H86ZM86 263H85V264H86ZM103 263H104V262H103ZM116 263H117V262H116ZM116 263H115V264H116ZM232 263H233V262H232ZM232 263H230V264H232ZM24 264H25V262H24ZM36 264H38V263L36 262ZM44 264H45V263H44ZM57 264H58V263H57ZM60 264H61V263H60ZM63 264H64V263H63ZM65 264H69V263H65ZM93 264H94V263H93ZM101 264H102V263H101ZM140 264H141V263H140ZM154 264H155V263H154ZM172 264H173V263H172ZM174 264H198V262H197V263H194V262H192V263H188V262H186V261H184V262H181V261H180V263H177V262H176V263H174ZM217 264H220V262L217 263ZM234 264H235V263H234ZM243 264H245V263L243 262Z\"/></svg>","mask_w":264,"mask_h":264}]
</instances>
